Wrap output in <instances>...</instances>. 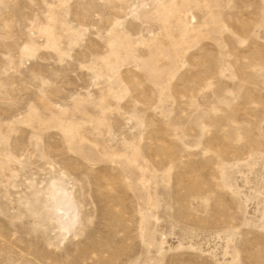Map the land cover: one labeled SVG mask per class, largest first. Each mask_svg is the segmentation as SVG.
Segmentation results:
<instances>
[{
  "label": "rangeland",
  "instance_id": "1",
  "mask_svg": "<svg viewBox=\"0 0 264 264\" xmlns=\"http://www.w3.org/2000/svg\"><path fill=\"white\" fill-rule=\"evenodd\" d=\"M0 264H264V0H0Z\"/></svg>",
  "mask_w": 264,
  "mask_h": 264
},
{
  "label": "snow or ice",
  "instance_id": "2",
  "mask_svg": "<svg viewBox=\"0 0 264 264\" xmlns=\"http://www.w3.org/2000/svg\"><path fill=\"white\" fill-rule=\"evenodd\" d=\"M86 31V30H85ZM81 67H83V65H81Z\"/></svg>",
  "mask_w": 264,
  "mask_h": 264
}]
</instances>
